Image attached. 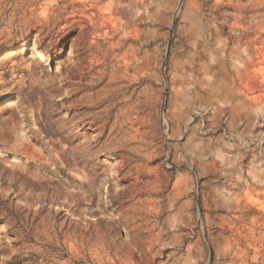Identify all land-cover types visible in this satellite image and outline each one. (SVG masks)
Instances as JSON below:
<instances>
[{
    "label": "rangeland",
    "instance_id": "obj_1",
    "mask_svg": "<svg viewBox=\"0 0 264 264\" xmlns=\"http://www.w3.org/2000/svg\"><path fill=\"white\" fill-rule=\"evenodd\" d=\"M179 4L0 0V264H264V0Z\"/></svg>",
    "mask_w": 264,
    "mask_h": 264
},
{
    "label": "crops",
    "instance_id": "obj_2",
    "mask_svg": "<svg viewBox=\"0 0 264 264\" xmlns=\"http://www.w3.org/2000/svg\"><path fill=\"white\" fill-rule=\"evenodd\" d=\"M217 84H218V96L216 98H212L211 100L207 101V104L204 105V107H208L212 109L211 115H210V122H209V129H211V133H215L218 130V126L220 124V120L222 117L227 115L228 118L232 117L233 114H235V110H237V103L236 99L234 98L235 94V87H234V74L232 72H229V70L226 68V66H219V71L217 75ZM238 94H241L239 91ZM240 97V95H239ZM227 118V119H228ZM215 137V140L219 142L222 141L223 144L226 146L234 147L237 152L235 153V157L239 158L244 156V151L253 150V148L247 149L245 146H248V141L238 138L235 135L231 138H233L232 142L225 141L224 137L221 133H217ZM233 144V145H232ZM251 158V165L255 166V161L253 160L255 155H253L252 152H250ZM222 158H225L222 156ZM259 162H256L257 166L259 167V171L255 173L254 167H250L249 172V179L256 182L257 184H264V152L262 153L259 151ZM224 165H227L224 163ZM236 167V166H234ZM221 172L224 175H227L229 179L231 173H234L235 176L237 175L238 170L234 168L233 171L230 169H223L221 168ZM248 182V181H247ZM249 183V182H248Z\"/></svg>",
    "mask_w": 264,
    "mask_h": 264
},
{
    "label": "water",
    "instance_id": "obj_3",
    "mask_svg": "<svg viewBox=\"0 0 264 264\" xmlns=\"http://www.w3.org/2000/svg\"><path fill=\"white\" fill-rule=\"evenodd\" d=\"M181 4H182V0H180V4H179V6H181ZM174 23H175V18L173 19V23H172V25H174ZM172 30V29H171ZM168 46H169V43H168Z\"/></svg>",
    "mask_w": 264,
    "mask_h": 264
}]
</instances>
